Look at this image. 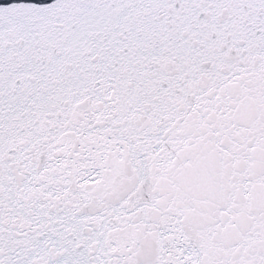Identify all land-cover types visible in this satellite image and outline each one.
Masks as SVG:
<instances>
[{"label": "snow or ice", "instance_id": "6c2138e0", "mask_svg": "<svg viewBox=\"0 0 264 264\" xmlns=\"http://www.w3.org/2000/svg\"><path fill=\"white\" fill-rule=\"evenodd\" d=\"M0 264H264V0L0 6Z\"/></svg>", "mask_w": 264, "mask_h": 264}, {"label": "water", "instance_id": "95a60500", "mask_svg": "<svg viewBox=\"0 0 264 264\" xmlns=\"http://www.w3.org/2000/svg\"><path fill=\"white\" fill-rule=\"evenodd\" d=\"M54 2L55 0H0V6L11 5L13 3H32L37 5H47Z\"/></svg>", "mask_w": 264, "mask_h": 264}]
</instances>
